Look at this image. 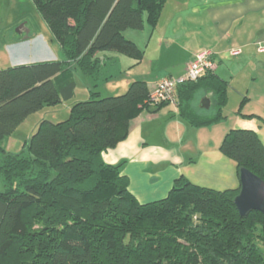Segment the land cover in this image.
Returning <instances> with one entry per match:
<instances>
[{
    "label": "trees",
    "instance_id": "1",
    "mask_svg": "<svg viewBox=\"0 0 264 264\" xmlns=\"http://www.w3.org/2000/svg\"><path fill=\"white\" fill-rule=\"evenodd\" d=\"M30 1L63 58L0 67V264H264V215L239 214V186L219 190L180 177L165 197L141 203L123 163L103 160L143 109L168 104H151L143 79L120 94L95 88L119 54L142 60L144 50L124 31L155 27L166 0ZM74 69L93 83L88 98L73 102L64 120L42 118L18 151L6 150L3 141L30 114L74 96ZM227 89L214 71L179 84V116L195 127L222 121ZM202 92L213 99L201 112L193 101ZM219 150L264 181L256 131L230 128Z\"/></svg>",
    "mask_w": 264,
    "mask_h": 264
},
{
    "label": "crops",
    "instance_id": "2",
    "mask_svg": "<svg viewBox=\"0 0 264 264\" xmlns=\"http://www.w3.org/2000/svg\"><path fill=\"white\" fill-rule=\"evenodd\" d=\"M25 25L10 36L19 38L6 45L10 54L26 44H36L37 39L54 51L35 60L7 56L2 67L63 58L45 26L32 32ZM128 35L144 50L138 63L143 65L133 70L129 80L143 79L151 91L161 79L183 75L198 51H212L214 72L228 81L227 94L230 90L245 101L230 128L253 129L264 146V0H166L155 27L145 23ZM133 63V58L128 60L129 66L136 65ZM234 80L235 86L229 89ZM200 98H207L210 106L213 96L199 93L193 103ZM154 109H143L131 120L126 138L102 154L106 163H123L122 174L128 177V188L139 202L165 197L180 177L219 190L239 186L236 162L219 150L230 129L226 123L221 125L223 120L195 127L181 119L176 105Z\"/></svg>",
    "mask_w": 264,
    "mask_h": 264
},
{
    "label": "rangeland",
    "instance_id": "3",
    "mask_svg": "<svg viewBox=\"0 0 264 264\" xmlns=\"http://www.w3.org/2000/svg\"><path fill=\"white\" fill-rule=\"evenodd\" d=\"M26 24L24 27L28 30L38 29L39 26H45L42 19L35 11L30 0H0V66H5L7 62V56H12L15 60H19L20 57H23L27 60H35L41 55L49 54V51L52 48L46 47L40 40L37 39L36 44H26L22 49L17 48L18 51H12L11 54L8 52L6 45L10 42V36L17 34V29L23 24ZM46 27V26H45ZM24 29V30H26ZM47 29V28H46ZM138 30V29H131ZM47 31V30H45ZM129 30H125L124 34L128 38ZM47 33V32H46ZM25 34L22 38L24 39ZM50 35V33H49ZM53 45H56L52 38H50ZM57 46V45H56ZM53 47V46H52ZM58 47V46H57ZM54 48V47H53ZM108 54H115L114 51H107ZM62 54V53H61ZM99 55H102V52H99ZM128 56L124 54L118 55V61L114 64H108L105 71L101 73V79L97 81L96 90L100 92V96L120 94L124 92L128 86V80L131 78V74L135 68L140 69L143 64H136L134 66H129ZM36 62V61H35ZM31 63V62H30ZM73 76L76 81V88L74 96L57 105L56 107H45L38 112L30 114L15 130L12 136L6 138L3 141V146L6 150L11 152H16L21 148V143L27 139L32 130L37 125V122L42 118H48L52 121L64 120L68 117L70 105L78 100H84L89 96V89L92 88V81L87 78L80 70L74 69ZM182 76V75H181ZM176 78V77H174ZM129 80V82H131ZM235 86L234 83H231L229 89H232ZM209 93V92H207ZM211 93V92H210ZM202 98L198 100L197 104H194L198 111H207L208 108L200 107ZM245 102V101H244ZM244 102L241 103V98L238 99L237 96L233 94L232 91L228 92V101L223 109V112L226 114V118L223 119L222 123H226L228 129L232 126L234 118L242 113V108ZM195 103V102H194ZM245 108H247L245 106ZM244 108V109H245ZM252 118L253 115L248 116ZM41 118V119H40ZM253 130V129H252ZM4 188L2 179L0 177V190Z\"/></svg>",
    "mask_w": 264,
    "mask_h": 264
},
{
    "label": "built area",
    "instance_id": "4",
    "mask_svg": "<svg viewBox=\"0 0 264 264\" xmlns=\"http://www.w3.org/2000/svg\"><path fill=\"white\" fill-rule=\"evenodd\" d=\"M232 53L235 54L236 50H232ZM215 68L216 61L213 58V52L210 50L198 51L193 59L188 62L186 71L182 76L163 78L157 82L151 92V104L165 101L175 106L177 101L176 89L179 84L195 80L206 72L214 71Z\"/></svg>",
    "mask_w": 264,
    "mask_h": 264
},
{
    "label": "water",
    "instance_id": "5",
    "mask_svg": "<svg viewBox=\"0 0 264 264\" xmlns=\"http://www.w3.org/2000/svg\"><path fill=\"white\" fill-rule=\"evenodd\" d=\"M200 106L208 108L209 100L202 98ZM238 179L239 191L233 202L239 214L243 216L251 210H258L264 215V181L245 167L239 169Z\"/></svg>",
    "mask_w": 264,
    "mask_h": 264
}]
</instances>
